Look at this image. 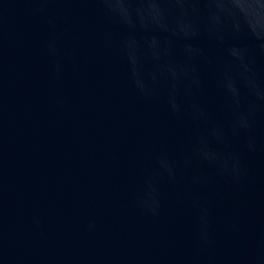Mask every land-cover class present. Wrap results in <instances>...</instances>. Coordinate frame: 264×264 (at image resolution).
<instances>
[{
    "label": "water",
    "instance_id": "95a60500",
    "mask_svg": "<svg viewBox=\"0 0 264 264\" xmlns=\"http://www.w3.org/2000/svg\"><path fill=\"white\" fill-rule=\"evenodd\" d=\"M196 19L192 38L193 13L174 5L140 7L121 24L81 0H0V264H264L262 157L238 185L162 184L158 216L137 204L151 153L175 155L190 125L139 101L129 67L147 76L204 49L238 74L233 49L258 47L249 35L210 40L207 18ZM200 70L202 99L227 122L214 75ZM201 202L211 208L209 246Z\"/></svg>",
    "mask_w": 264,
    "mask_h": 264
},
{
    "label": "clouds",
    "instance_id": "9594fccd",
    "mask_svg": "<svg viewBox=\"0 0 264 264\" xmlns=\"http://www.w3.org/2000/svg\"><path fill=\"white\" fill-rule=\"evenodd\" d=\"M95 6L112 22L124 23L128 13L140 7L164 10L174 5L179 11L193 13L192 38L200 32L196 14L208 20L210 40L224 42L239 40L249 35L257 41L255 51L243 45L236 46L234 60L239 73L220 68L204 49L198 56H188L178 64L163 63L158 71L144 75L139 69L129 67L126 83L135 97L149 105L162 107L175 121H188L187 145L181 143L176 154L161 146L151 153V169L143 179L141 198L137 204L152 216H158L163 193L161 185L177 187L180 180L199 191L221 180L228 185H238L249 175V162L264 158V0H81ZM40 11H43L41 9ZM112 33L101 34V46L112 48ZM127 41L120 48L126 51ZM206 65L222 92L230 119L225 122L215 118L202 99L208 84L200 65ZM239 142V146H234ZM209 170L214 171V175ZM200 243L209 246L211 208L201 202ZM92 227V225H90ZM233 227H235L233 225Z\"/></svg>",
    "mask_w": 264,
    "mask_h": 264
}]
</instances>
